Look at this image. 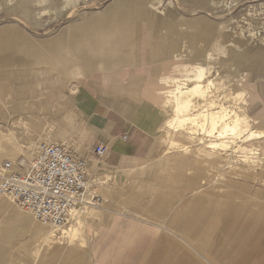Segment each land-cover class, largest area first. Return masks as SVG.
Returning a JSON list of instances; mask_svg holds the SVG:
<instances>
[{
	"label": "crops",
	"instance_id": "1",
	"mask_svg": "<svg viewBox=\"0 0 264 264\" xmlns=\"http://www.w3.org/2000/svg\"><path fill=\"white\" fill-rule=\"evenodd\" d=\"M115 1L102 13H85L70 22L53 38L59 41L56 45L52 39L34 45L14 28L0 29V54H18L31 64L69 70L77 81L69 92L77 94L75 99L83 106L87 135L76 140V135H66L63 125L51 130L49 122L44 123V129H33V134L21 132L19 138L10 128L5 136L9 145L0 146V163L3 159L17 162L18 156L26 161L33 157L38 142H45L66 144L78 156H89L91 169L94 160H100L93 155V148L106 147L102 159L106 167L92 175L95 187L104 194L102 213L87 207L67 221L68 226L53 233L52 226L34 223L16 204L0 197V264H200L196 255L201 253L216 255L217 264H263L264 244L258 239L264 238V206L258 216V193L241 184L240 175L249 177L247 172L256 167L264 172V137L259 154L247 160L223 150L212 152L209 138L201 133L193 137L189 131L175 132L167 127L173 115L166 101L177 85H193L190 78L197 69L211 66L209 77L215 90L200 100V111L208 114L224 109L233 118L234 114L247 117L250 130L264 133V104H255L262 98L258 95H264V70L261 81L239 82L235 70L218 68L225 66L236 50V45L227 48L212 43L221 37L219 29L212 39L206 37L208 45L203 51L202 31L210 32V27L200 18L177 23L179 13L173 8L161 11L159 4L145 0ZM183 1L198 2L196 6L207 3ZM148 10L149 23L141 22ZM155 16L164 17V22L154 20ZM98 22L104 24L105 31L83 30ZM91 53H103L97 62L105 65L106 71H121H103L102 81H86L89 75L85 71L93 63ZM184 55H193L199 62L186 64L179 58ZM262 56L264 59V53ZM156 61L158 64L147 65ZM55 73L42 75L58 84L55 78L62 73ZM241 76L250 78L249 73ZM156 78L161 80L149 81ZM245 86L250 92L246 93ZM4 92L5 87L0 86V100ZM160 135L161 159L137 172ZM185 137L186 143H182ZM254 144L256 141H238L236 146ZM237 162L242 166L234 164ZM194 164L204 167L194 168ZM100 181L108 184L99 186L96 182ZM260 192L264 201V191Z\"/></svg>",
	"mask_w": 264,
	"mask_h": 264
},
{
	"label": "rangeland",
	"instance_id": "2",
	"mask_svg": "<svg viewBox=\"0 0 264 264\" xmlns=\"http://www.w3.org/2000/svg\"><path fill=\"white\" fill-rule=\"evenodd\" d=\"M112 1L115 0H68V2L67 0H0V29L14 28L21 34V36L23 35L28 42L38 45L39 42H45L58 36L70 22L73 20H79L83 14L96 11L102 12V10H104V8ZM145 1L155 2L156 5L159 4L161 11L166 8L175 9L179 13V15L175 17V21L177 23L194 20L197 18H200L203 23H208L210 32L205 31V29L202 27L203 31L201 49H203V51L204 47L208 45L206 37L210 40L212 39L213 35L216 36L219 34V32L222 34L221 37H218L217 40L212 43H216L218 47H222L225 44L227 48H232L234 45H236V50L231 60H229V62L223 67H216H218L219 70H227V68L235 70V77L239 82L247 80L257 82L258 80H262L263 77L261 72L264 70V59L262 58L264 53V0H205L207 3H211L210 6H208L207 3L196 6V3L198 2L191 4L184 2L183 0ZM152 6L156 7L155 4H152ZM72 11L74 12L73 14H79L70 17L69 13ZM53 12L54 15H52ZM163 18L164 17L162 16H155L154 20L156 19L160 23H163ZM169 21L172 22V20ZM141 22L147 23L148 20L143 19ZM97 24H99V22ZM90 26L92 25L87 24L84 26V28H89ZM212 43H210V45H212ZM202 55L203 52L200 56L201 60L203 59ZM89 56L93 63L89 66L87 71H85L87 76L89 75V79L85 77V80L96 83L100 82L102 81L100 76L103 71H106V68L105 65L97 61L103 56V53H91ZM179 58L183 59L186 64H194L199 62L197 59H195V57H193V55L179 56ZM150 64H158V62H150L147 65ZM49 68L50 67H48V65L31 64L28 59L22 58L18 54H0V86H2V88L3 86L5 87V92L2 93V98L0 100L1 147L7 146L10 143L9 141L7 142V138L5 137L8 135L10 128L14 129V133L17 134V137L19 138L21 132L25 133V135H29L33 134V129H37L38 131L44 129L43 125L46 122L52 124V128L50 129L54 131L58 126L63 125L67 129L66 135H76V140H80L87 136L86 132L84 131L86 128H84L85 121L83 117V106L77 103L78 101L75 99L77 94L71 95L69 92V89L77 85V81L71 77L68 69L56 70ZM47 71L50 73L57 72L54 74V76L59 74L58 71L62 73V75H58V78H55V81H58V84L43 77L42 74ZM120 71L121 70L110 69L109 72L119 73ZM245 73H249L250 78L241 76ZM159 80L161 79L156 78L149 81L154 82ZM37 84L40 85L38 89H36ZM62 84L65 85L61 87ZM59 85L61 86L59 87ZM245 90L246 93L250 92V87L247 86ZM211 93L212 91L208 93V95ZM258 96L262 97L263 99L261 98L255 104H264V95ZM202 98L206 97H199L197 102L200 103ZM166 105L171 108V105ZM200 108L201 103L197 109L187 110L185 111V114L184 112L183 114L184 116L198 115L201 112ZM208 114L212 113L209 112ZM196 122L193 126L189 125L185 127L181 132L189 131V134L195 137L196 134H200L201 132L204 133V131L209 129L208 125H200ZM39 126L41 127L40 129ZM203 133H201L203 137L209 138L208 147H212L210 144L213 142H217V144H219L216 150L210 149L213 152L223 150L230 152L231 154L234 153L233 155H241L240 159L247 160L248 156H243L242 153H239L241 152V147L245 146H236L238 141L243 144L241 137L236 139L233 138L231 140L229 137H219L217 133H212L209 136ZM185 138L186 139L183 140L182 143H186L185 141L187 140V137ZM200 140L202 141L205 139L201 138ZM226 141L228 143L231 141L230 145L227 144V146H222V142ZM13 142H15L16 145H20V142L18 143V141ZM39 143L40 142H38V144ZM160 144L161 135L156 139V144L152 154L148 157V159H146V162L136 170L137 172L142 169H147L153 164L158 163L159 159H161L158 155ZM89 147L90 144L87 148L89 149ZM248 148L253 150L252 155H249V157L253 155L255 156L260 152V149L257 147L255 148V146ZM256 149H258L257 152L255 151ZM235 151H238V153ZM35 152L36 150L34 151V154ZM249 157L248 159H250ZM31 158L32 156L26 158V162L23 165H27ZM84 158L88 164V179L90 187H95V177H92L94 174L93 171L96 173H101V171L103 172L106 167L102 161L103 158L98 161L94 160V168L91 169L89 168V156L88 159L86 157ZM7 160L8 159H3L0 165H2V163ZM19 160H21V156H18V161ZM234 164L237 166H242L240 162ZM193 167H198L201 169L204 166L201 164H194ZM166 172L167 171H161V173ZM240 172L245 173V169H240ZM247 173L249 174V177L246 176L247 174L240 175L241 184L251 187L252 191H257L258 194L256 201L258 216H260L259 209L264 206V201L259 195V193H261L260 190L264 191V172H261L260 168L256 167L252 170L250 169V171ZM96 183L99 186L108 184L106 181H100ZM94 190H96V193L101 197V201L95 204L93 209L102 213L104 212V206L101 204L102 200H104V194L100 189L97 190L96 187ZM81 210L85 211L87 210V207H82L75 211H71L68 219L70 220V216L71 218L76 215L78 216V213H80ZM22 214H27L33 218L28 213L22 212ZM131 216L133 218L138 217L143 219L144 215H141L142 217H140V215ZM33 222L35 223L37 221L33 219ZM133 222L143 226L152 227L150 223L146 224L140 221ZM96 224L98 226V222ZM65 226H68L67 223L63 227ZM2 227H4V225H2ZM24 236V240H26L28 236ZM75 239L76 238H73V240ZM259 241H263L264 244V238H261V240L258 239V242ZM259 248L260 247H258V249ZM79 249H81V247ZM79 257L82 258L83 256L79 255ZM196 257L200 259V264H217V256L214 254L201 253L199 255L197 254ZM257 258L260 260L263 259L260 255H258Z\"/></svg>",
	"mask_w": 264,
	"mask_h": 264
},
{
	"label": "built area",
	"instance_id": "3",
	"mask_svg": "<svg viewBox=\"0 0 264 264\" xmlns=\"http://www.w3.org/2000/svg\"><path fill=\"white\" fill-rule=\"evenodd\" d=\"M92 152L101 159L106 147L97 145ZM17 167L14 170L9 161L2 163L0 197L11 198L42 225L63 226L72 209L101 201L95 187L91 190L86 159L68 146L40 142L29 163Z\"/></svg>",
	"mask_w": 264,
	"mask_h": 264
},
{
	"label": "bare ground",
	"instance_id": "4",
	"mask_svg": "<svg viewBox=\"0 0 264 264\" xmlns=\"http://www.w3.org/2000/svg\"><path fill=\"white\" fill-rule=\"evenodd\" d=\"M67 2H68V0H67ZM148 11L147 12L144 11V13H143L144 14L143 17L145 19H147L148 17H151V12L150 11L148 12ZM73 13H74L73 11L70 12L69 16L74 15ZM52 15H54V12L52 13ZM94 29L99 30L101 32L105 31L104 24H97L94 26L92 25L89 28H84L83 30L93 31ZM113 29H115V27H113ZM50 41H52V43H54V45H56L57 41L55 39H52ZM57 44H59V41L57 42ZM210 67L208 69L207 68L197 69L196 74L193 75L192 78H190L193 81L192 86L189 87L187 84L182 83V84L177 85L175 88L173 87L174 89H173V91H171L169 93L168 101H166V104L171 105V110L173 112V117H172V119H170L167 122V127L169 129H171L172 131L181 132L184 130L185 127H187L189 125L193 126L194 123L197 121L196 122L197 124L208 125L209 129H207V131H204V133L200 131L203 134H207L209 136L212 133H217L219 137H223V138L229 137L231 140L233 138L236 139L238 137H241L243 143L244 142H250V141H254V142L256 141V144H254L255 148L257 147L259 149L260 145L262 144V142H260V140L264 137V133L254 131V130H249V121H247V119H246L247 117L245 118V117H241V115L238 116V115L234 114V118H233V116L224 109L221 110L220 113L215 112L212 114H207V113L204 114L205 112L204 113L200 112V114H198V115L184 116L185 111L197 109L200 106V103L197 102L199 97H204V96L208 95V93H210L215 88V84L211 80V76L209 77V75L211 74ZM183 112H184V114H183ZM230 143H231V141L229 143L227 141L222 142V146H227V144L230 145ZM59 145H64V146L69 147V145H66V144H59ZM210 146H212V147H209V149L216 150L217 147L219 146V144H217V142H213L212 144H210ZM36 148H37V146H36ZM258 149H256L255 151L257 152ZM224 150H226V149H224ZM235 150H237V149H235ZM174 151H176V150H174ZM233 151H234V148H233ZM240 151L241 152H239V153L240 154L242 153L243 156H249V155H252L253 150L245 146V147H241ZM235 152L238 153V151H235ZM9 162H11L13 164L14 170H17L18 169L17 165H20V164L23 165L26 161L24 159H21L17 162H14V161H9ZM88 193L90 194V191H88ZM6 198L13 202V200L11 198H9V197H6ZM92 206H95V204H90L89 202H87L86 204L80 205V206L72 209L71 211H75V210L80 209L82 207L84 208V207H92ZM71 211H70V213H71ZM81 212H82V210H81ZM70 213H69V215H70ZM68 218H69V216H68ZM68 218H67V220L70 221V220H73L74 217L71 218V216H70V220ZM66 223H67V221H66ZM46 226H52L53 233H54V231L56 232L57 228L59 229V228L63 227V226L56 227L53 225H46ZM50 237H53L52 233H50Z\"/></svg>",
	"mask_w": 264,
	"mask_h": 264
}]
</instances>
